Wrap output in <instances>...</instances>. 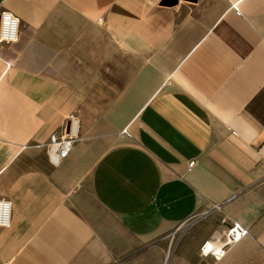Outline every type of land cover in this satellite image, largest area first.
<instances>
[{
    "label": "crops",
    "instance_id": "0c3cea01",
    "mask_svg": "<svg viewBox=\"0 0 264 264\" xmlns=\"http://www.w3.org/2000/svg\"><path fill=\"white\" fill-rule=\"evenodd\" d=\"M166 1L0 0V264H264V0Z\"/></svg>",
    "mask_w": 264,
    "mask_h": 264
},
{
    "label": "built area",
    "instance_id": "2783aa9c",
    "mask_svg": "<svg viewBox=\"0 0 264 264\" xmlns=\"http://www.w3.org/2000/svg\"><path fill=\"white\" fill-rule=\"evenodd\" d=\"M238 13H240L236 4L233 5ZM19 18L9 11L0 13V43H12L17 41L19 35ZM81 119L78 111H71L59 130L51 133L49 140L44 145L51 162L59 165L67 159L72 153L76 143L80 140ZM124 133H128L126 129ZM194 161L189 163L192 168ZM9 201L0 199V226H8L10 224V205ZM219 208V205H215ZM210 209L202 213L206 215ZM186 226V222L179 225L171 234L174 237L179 231ZM250 234L249 229L240 222L231 221L225 230L221 233L216 232L212 237L204 241L200 246L202 255H212L216 260H220L231 247L239 243L244 237ZM6 264H14L12 261Z\"/></svg>",
    "mask_w": 264,
    "mask_h": 264
},
{
    "label": "rangeland",
    "instance_id": "374dc122",
    "mask_svg": "<svg viewBox=\"0 0 264 264\" xmlns=\"http://www.w3.org/2000/svg\"><path fill=\"white\" fill-rule=\"evenodd\" d=\"M78 113H79V112H78ZM79 115H80V114H79ZM184 227H185V226H183V228H184ZM183 228H182V230H183ZM184 229H185V228H184ZM182 230L179 231V233H178L179 236L182 234V233H181ZM178 234H177V235H178ZM177 239H179L178 236H176V238L174 239V242H173L174 244L176 243ZM172 241H173V240H172ZM170 242H171V241H170ZM173 243H172V244H173Z\"/></svg>",
    "mask_w": 264,
    "mask_h": 264
},
{
    "label": "water",
    "instance_id": "95a60500",
    "mask_svg": "<svg viewBox=\"0 0 264 264\" xmlns=\"http://www.w3.org/2000/svg\"><path fill=\"white\" fill-rule=\"evenodd\" d=\"M166 2H167V3H168V2H173V0H168V1H166Z\"/></svg>",
    "mask_w": 264,
    "mask_h": 264
}]
</instances>
